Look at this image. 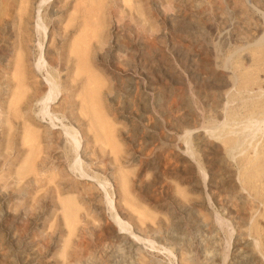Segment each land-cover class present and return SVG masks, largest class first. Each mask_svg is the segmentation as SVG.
<instances>
[{"label":"rangeland","instance_id":"rangeland-1","mask_svg":"<svg viewBox=\"0 0 264 264\" xmlns=\"http://www.w3.org/2000/svg\"><path fill=\"white\" fill-rule=\"evenodd\" d=\"M36 1L0 0V264H264V172L227 146L264 95V0Z\"/></svg>","mask_w":264,"mask_h":264},{"label":"bare ground","instance_id":"bare-ground-1","mask_svg":"<svg viewBox=\"0 0 264 264\" xmlns=\"http://www.w3.org/2000/svg\"><path fill=\"white\" fill-rule=\"evenodd\" d=\"M24 1V0H23ZM45 1H48V0H37L36 2H37V5H36V21L38 22V23H40L39 22V17H38V11H39V8L45 3ZM26 3H27V1H26ZM25 3V4H26ZM30 3V2H29ZM26 6V5H25ZM35 9V8H34ZM85 14V13H84ZM35 15V14H34ZM1 19V18H0ZM245 19V18H244ZM85 20V19H84ZM2 21V20H1ZM0 21V23H2ZM245 21V20H244ZM38 25V24H37ZM252 26V25H251ZM0 28L3 30V28L0 26ZM21 28V27H20ZM67 31V30H66ZM37 33V32H36ZM44 33V32H43ZM100 34V33H99ZM86 35V34H85ZM0 36H2V35H0ZM44 36H45V34H44ZM5 37V36H4ZM86 38V37H85ZM85 38H84V41H89V38H88V40H85ZM262 38V37H261ZM2 39V38H1ZM83 39V38H82ZM4 41H6V40H4ZM177 42V41H176ZM258 41L256 40L255 41V43H257ZM2 43V42H1ZM85 43H88V42H85ZM83 44V43H82ZM10 45V44H9ZM86 45H88V44H85V46ZM5 46V45H4ZM22 47V46H21ZM54 47V46H53ZM52 47V48H53ZM56 47V46H55ZM3 49H4V47H2ZM39 48H40V46H39ZM85 48H87V47H85ZM259 48V47H258ZM6 50H8L7 49V47H6ZM53 50V49H52ZM52 50H50V51H52ZM86 50V49H85ZM261 50H263V49H261ZM20 51V50H19ZM1 52V51H0ZM7 52V51H6ZM21 52V51H20ZM71 52H74V51H72V49H71V51H70V54H72ZM255 52V51H254ZM259 52H260V50H259ZM258 52V53H259ZM264 52V51H263ZM22 53V52H21ZM21 53H19L18 52V54L19 55H21ZM86 53V52H85ZM84 53V54H85ZM2 54H4V52H2ZM50 52L48 51V50H46L45 48L43 49V51L39 54V59H41V61L42 62H44V63H46V65L47 66H51L52 64H53V61H57V64L59 63H62L63 61H62V59H61V57H60V54L57 52V49H55L54 50V53L52 52V54H50ZM65 54V53H64ZM74 55H75V53H73ZM261 54V53H260ZM259 54V55H260ZM264 54V53H263ZM262 54V56L261 57H264V55ZM17 56L16 57V59L18 60V61H16V62H20V60H21V62H22V59L23 58H21L20 56ZM69 54L67 53V55L65 54V57L66 56H68ZM5 56V55H4ZM73 56V55H72ZM1 57H3V56H1ZM75 57H76V55H75ZM83 57V56H82ZM252 57V56H251ZM261 57H256V58H254V63H253V65L254 66H256V68L254 69V68H252V69H254L255 70V72H258V70L261 72L262 70H263V68H264V58H261ZM71 59V58H70ZM69 59V60H70ZM77 59V58H76ZM261 59H263V64H261ZM66 60V59H65ZM77 60H80V59H77ZM86 60V59H85ZM208 60V59H207ZM72 61H74V60H72ZM206 61V60H205ZM20 62V64H22ZM38 62V61H37ZM65 62H67V60L65 61ZM76 62V61H75ZM84 63H86L85 61H83ZM90 62H91V60H90ZM41 63V62H40ZM40 63H36L34 66H35V68H36V70L37 71H40V69H44L43 67H42V65L40 64ZM70 63H71V60H70ZM78 63H79V68L78 69H80V71H83L84 72V74L86 75H88L89 76V79H91V78H93L92 77V75H93V73L91 74L86 68L83 70V67H82V62H81V60L80 61H78ZM20 64H17L18 65V67H17V70H15V72L17 73H19V74H21L22 72H23V69H22V67L23 66H20ZM66 64V63H65ZM69 64V63H68ZM251 64H252V62H251ZM23 65V64H22ZM25 65V64H24ZM78 65V64H77ZM263 65V67H261ZM16 66V65H15ZM57 66V65H56ZM59 66H61V65H59ZM59 66H57V67H59ZM75 66H76V63H75ZM72 68H74V66L72 67ZM77 68V67H76ZM236 68H239L238 66L236 67ZM71 69V68H70ZM69 69V71L71 72V70ZM251 69V70H252ZM1 70H2V68H1ZM26 70H27V68H26ZM87 70V71H86ZM257 70V71H256ZM25 71V70H24ZM206 71V70H205ZM21 72V73H20ZM76 72H78V71H76ZM1 73V72H0ZM28 73H31V72H28ZM77 74H80V73H76V74H74L75 75V77H73L72 75H71V77L73 78H71V82L73 81V82H77V80L79 79V75H77ZM245 74V73H244ZM259 74V73H258ZM246 75H248V74H246ZM14 76H16V78H20V77H17V75H14ZM21 76V75H20ZM253 76V75H252ZM22 77V76H21ZM24 77V76H23ZM47 77V76H46ZM45 77V78H46ZM86 77V76H85ZM233 77V76H232ZM241 77V76H240ZM245 77V76H244ZM211 78V77H210ZM257 79V78H256ZM255 79V77H254V81L256 80ZM17 81H19V80H21V79H16ZM24 80V79H23ZM16 81V82H17ZM70 81V80H69ZM82 81V80H81ZM23 82V81H22ZM237 82V81H236ZM240 82V81H239ZM252 82H253V80H252ZM264 82V81H263ZM20 83V82H19ZM241 83V82H240ZM34 84V83H33ZM36 84V83H35ZM70 84V83H69ZM72 84V83H71ZM246 84H248V83H246ZM251 84H254V82L253 83H251ZM256 84H258L259 85V83H258V81H255V85ZM24 85V84H23ZM72 85H74V84H72ZM71 85V86H72ZM77 85V84H76ZM215 85V84H214ZM36 86V85H35ZM209 86V85H208ZM252 86V85H251ZM260 86V85H259ZM24 87V86H23ZM30 87V86H29ZM38 87V86H37ZM210 87V86H209ZM214 87V86H213ZM256 87V86H255ZM27 88V87H26ZM73 88V87H72ZM234 88H235V86H234ZM238 88H239V86H238ZM246 87H244L243 89H245ZM257 88H259V87H257ZM38 89V88H37ZM261 89V88H260ZM62 90H64V89H62ZM42 91V90H41ZM82 91V90H81ZM137 91V90H136ZM238 91V90H237ZM241 91V90H240ZM247 91V90H246ZM35 92V91H34ZM33 92V93H34ZM40 90L38 89L37 90V92H36V94H34V95H37L35 98H38L39 99V104H38V106H39V113L41 114V116L43 117V114L44 113H48V105H50V101L51 100H54L55 99V97H56V95L58 96V92H59V85L57 84V83H54V82H50V81H48L47 80V86L45 87V89L42 91V92H40ZM262 92H264V91H262ZM262 92H261V94H262ZM32 93V94H33ZM65 93V92H64ZM86 93V92H85ZM85 93H83V95L85 94ZM238 93V92H237ZM70 94H71V90L69 89V92H67V94H64L62 97L64 98V102L61 104L62 106H63V108L64 109H66V108H72L73 106H75V103L78 101H76V99H68L67 100V97L68 96H70ZM212 94V93H211ZM81 96L82 98H80L79 100L80 101H78V102H81V104H82V106L84 105L85 106V108L86 109H89L90 107H89V104L92 102L91 101V99H90V96L91 95H87V97H84V96ZM253 95V94H252ZM24 96V95H23ZM33 96V95H32ZM192 96V95H191ZM213 96V95H212ZM215 96V95H214ZM258 96V95H257ZM26 97H27V95H26ZM30 97V96H29ZM84 97V98H83ZM242 97V96H241ZM246 97V96H245ZM252 97V96H251ZM253 97H255V96H253ZM228 100H230V99H228ZM232 102V101H231ZM17 103V102H16ZM18 103H19V101H18ZM243 103V102H242ZM241 103V104H242ZM249 103V102H248ZM18 105V104H17ZM79 105V104H78ZM240 105V104H239ZM80 106V105H79ZM217 106V105H216ZM81 107V106H80ZM89 107V108H88ZM93 107V106H92ZM243 107H245V106H243ZM250 107V106H249ZM59 108H60V106H59ZM85 109V110H86ZM82 110V109H81ZM72 111V109H70V112ZM245 111V110H244ZM91 112V111H90ZM236 113L238 112V111H235ZM235 112H233V113H230V114H228V116H226L228 119H233L234 118V115H236V113ZM249 113L248 114H246V125L243 127L244 128V130L242 131V134H241V136H237L235 139H234V141H230V144H229V139H227V146H228V148H229V150L228 151H230V150H233V149H236V150H238V148H240V152L241 153H243V156H242V160L244 161L243 163H244V165H243V163H242V165H243V167H242V171L241 170H239V173H240V171H241V173H243V174H246L245 176H248V177H250V175H252V176H254V175H256V174H259L260 172L261 173H263L264 172V139L263 140H261V138H264V136L263 137H261L260 138V140L262 141V144H261V142H260V147L258 146V149H255V143H253V140H252V138H257V137H259V136H262L263 135V133H264V127L262 126V127H260V125L261 124H263L264 123V95L263 96H259L258 98H257V100L255 99V101L253 102V105H252V107H251V110L249 109V111H248ZM218 113V112H217ZM244 113H246V112H244ZM49 114V113H48ZM71 114L73 115V113L71 112ZM92 114V113H91ZM238 114V113H237ZM45 115V114H44ZM240 115V114H239ZM224 116V115H223ZM243 116V115H242ZM224 118V117H223ZM237 118H239V117H237ZM245 118V117H244ZM223 120V119H222ZM68 121V120H67ZM214 121V120H213ZM228 121V120H227ZM215 122V121H214ZM218 122V121H217ZM221 123H222V121H221ZM238 123V122H237ZM260 124V125H259ZM52 125H55V124H52ZM233 125V124H232ZM243 125V124H242ZM259 125V126H258ZM264 125V124H263ZM25 126V125H24ZM218 128L219 127H221L220 126V124H219V126H217ZM216 127V128H217ZM237 127V126H236ZM27 128V127H26ZM62 128H63V126H62ZM215 128V130H218V129H216ZM220 130L222 129V127L221 128H219ZM234 129V128H233ZM236 129V128H235ZM220 130L218 131V132H220ZM239 130H241V129H239ZM196 131V130H195ZM214 131V130H213ZM222 131V130H221ZM217 132V133H218ZM223 132V131H222ZM231 132H234L233 130H226L225 131V129H224V135H228L229 133H231ZM63 133H64V135H66V137L67 138H65V139H68V142H71L70 144H69V147H67L68 148V152L70 153L71 152V149H72V143H74V142H76V139H75V135L77 134V131H76V129H74L73 127H69V128H66V127H64V129H63ZM207 133V132H206ZM216 133V134H217ZM220 134V133H219ZM221 134H223V133H221ZM236 134H238V133H236ZM256 134L258 135L259 134V136H257V137H255L256 136ZM215 136V135H214ZM213 136V137H214ZM217 136V135H216ZM215 136V137H216ZM234 136H235V132H234ZM221 137V136H220ZM223 137V136H222ZM228 137V136H227ZM229 137H232L231 135H229ZM245 137L247 138L246 140H245ZM217 138V137H216ZM221 140H222V138H220ZM224 139V138H223ZM231 139V138H230ZM251 141H250V140ZM183 140V139H182ZM232 140V139H231ZM67 141V140H66ZM250 142H252V143H250ZM54 143V142H53ZM76 144V143H75ZM247 145V146H245V145ZM78 145V144H77ZM259 145V144H258ZM79 147V146H78ZM74 148V147H73ZM76 148V147H75ZM4 150V149H3ZM77 150V149H76ZM75 152V151H74ZM77 154V153H76ZM239 155H241V154H239ZM240 159V158H239ZM241 161V160H240ZM73 166V165H72ZM248 173V174H247ZM251 176V177H252ZM225 189V188H224ZM253 189V188H252ZM124 203V202H123ZM108 204H109V207L108 208H112V203L109 201L108 202ZM111 211V210H110ZM113 212V211H112ZM111 215V214H110ZM195 215V214H194ZM252 217V216H251ZM111 219L114 221V223L116 224V226L121 230V231H129V233L131 234V231H130V227H129V225L124 221V220H122L121 218H120V216H118V214L116 213V212H113L112 213V216H111ZM142 223V222H141ZM140 223V224H141ZM106 231V230H105ZM254 234V233H253ZM254 241V240H253ZM257 243V242H256ZM260 245V244H259ZM67 247V246H66ZM261 247V246H260ZM167 251V250H166ZM263 252V251H262ZM60 254V253H59ZM86 255V254H85ZM180 258V257H179Z\"/></svg>","mask_w":264,"mask_h":264}]
</instances>
